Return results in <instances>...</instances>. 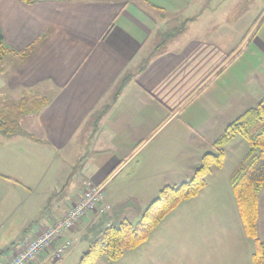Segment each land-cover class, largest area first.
Segmentation results:
<instances>
[{
  "label": "crops",
  "instance_id": "1",
  "mask_svg": "<svg viewBox=\"0 0 264 264\" xmlns=\"http://www.w3.org/2000/svg\"><path fill=\"white\" fill-rule=\"evenodd\" d=\"M236 1L0 0L8 49L0 62V102L48 99L19 119L21 133L0 134V264L62 218L85 181L102 187L108 209L87 213L66 233L72 246L61 264L76 250L86 252L109 227L136 223L161 188L189 180L201 157L218 151L215 138L251 96V76L236 85L238 58L249 43L264 48L257 32L247 46L249 30L240 46L223 36L238 25ZM223 154L205 187L178 206L203 199L212 204L200 209L215 205L226 189L247 243L229 185L236 166L220 173ZM176 210L131 250L135 257L154 258L150 246ZM196 217L204 246L223 242L216 223L222 214ZM257 236L264 242L258 222ZM51 250L36 264H56ZM245 252L252 254L248 244ZM106 260L100 256L95 264Z\"/></svg>",
  "mask_w": 264,
  "mask_h": 264
},
{
  "label": "trees",
  "instance_id": "2",
  "mask_svg": "<svg viewBox=\"0 0 264 264\" xmlns=\"http://www.w3.org/2000/svg\"><path fill=\"white\" fill-rule=\"evenodd\" d=\"M8 51L0 32V62ZM48 104L44 96H24L17 101L0 102V134L10 136L22 132L19 119L37 113ZM235 136L247 141L249 150L241 164L229 176L244 232L256 242L251 254L252 264H264V242L257 236L258 197L264 187V100L244 110L215 138L217 152L205 153L191 178L177 185H166L145 208L136 223L122 221L105 230L84 252L78 264H95L105 255L109 260L119 259L127 250L144 243L161 220L183 201L195 197L206 185V178L213 168L221 167L223 148Z\"/></svg>",
  "mask_w": 264,
  "mask_h": 264
},
{
  "label": "rangeland",
  "instance_id": "3",
  "mask_svg": "<svg viewBox=\"0 0 264 264\" xmlns=\"http://www.w3.org/2000/svg\"><path fill=\"white\" fill-rule=\"evenodd\" d=\"M236 3L238 25L232 28L231 31L226 29L223 32V36L227 40L236 38L233 42L239 45L240 40L249 30L245 37L246 40L243 41V46H247L248 39L256 32V37L259 38L264 45V3H262L261 0H238ZM238 59L236 66L239 71L237 77L239 81L236 82V85H245L243 79L247 75L251 76L250 79L253 78L252 81L247 84V87L252 90L249 93L251 96L248 95L242 103L243 105L239 107V110L243 112L255 106L258 100H264V48L255 42L249 43L248 48ZM240 80L242 83H240ZM237 113L233 115V118L238 116ZM176 147L179 146L176 145ZM224 147L223 150L226 162L223 170L219 172L226 174L232 168L241 164L249 150V145L241 136H235L231 139V142ZM208 195H213V190H211ZM217 195H219L216 199L217 203L215 205H208L203 209H200L199 206L208 203L206 199L196 201L193 205L181 206L183 205L181 204L177 206L176 212H174L172 216H168L158 237H155V241L150 246L152 248V255H154V258L151 260H144L143 258L140 260L137 256L135 257L133 251L127 250L124 256H121L122 258L114 261L106 260L104 264H153V262L157 264H252L251 256L246 255L245 248L248 244L252 253L255 251L256 242L249 237L247 243L245 242L227 190L222 189ZM208 204L212 203L209 202ZM229 208H231V211ZM201 212L219 213L222 214L223 217L226 213L232 212V218L226 219L222 217L221 220L216 221V223L219 224L220 228H218V230L222 234L223 242H218V244L214 245L212 243L206 244L204 246V243L200 241L201 235L198 232V228L202 226V222L196 215ZM184 214L187 215L185 218L183 217ZM238 217L240 219L239 212ZM257 222L260 224L261 230L264 233V187L259 191ZM209 227L210 225H208L207 222L206 228L208 229ZM228 227L233 232L231 235L225 234ZM3 240L4 238H0V244H2ZM152 245H154V247H152ZM234 245L237 246L235 251L232 250ZM212 249L213 253L210 252ZM81 252L80 250H76L74 255L63 264H78L79 259L76 257L79 256V253L82 254ZM147 253H149L148 250ZM102 257L106 256L102 255ZM56 264H61V262L57 261Z\"/></svg>",
  "mask_w": 264,
  "mask_h": 264
},
{
  "label": "built area",
  "instance_id": "4",
  "mask_svg": "<svg viewBox=\"0 0 264 264\" xmlns=\"http://www.w3.org/2000/svg\"><path fill=\"white\" fill-rule=\"evenodd\" d=\"M107 209L102 187L89 180L85 181L82 190L73 198L64 216L54 220L51 225L43 227L34 239L7 258L4 264H36L37 258L49 248L52 249L49 258L54 262L61 261L63 255L72 246V241L66 233L72 230L87 213H103Z\"/></svg>",
  "mask_w": 264,
  "mask_h": 264
}]
</instances>
